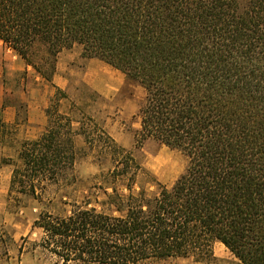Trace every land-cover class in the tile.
<instances>
[{"label":"trees","instance_id":"1","mask_svg":"<svg viewBox=\"0 0 264 264\" xmlns=\"http://www.w3.org/2000/svg\"><path fill=\"white\" fill-rule=\"evenodd\" d=\"M0 40L48 80L81 45L144 89L136 146L154 139L188 159L171 185L137 191L144 167L101 128L113 160L102 204L114 212L40 213L43 249L62 264H211L219 242L236 264H264V0H0ZM54 87L44 131L12 170L10 188L35 198L74 169L77 134L96 141Z\"/></svg>","mask_w":264,"mask_h":264},{"label":"rangeland","instance_id":"2","mask_svg":"<svg viewBox=\"0 0 264 264\" xmlns=\"http://www.w3.org/2000/svg\"><path fill=\"white\" fill-rule=\"evenodd\" d=\"M82 51L79 44L63 49L50 80L30 65L21 70L10 68V63L16 67L17 58H21L13 57L17 53L0 54V264H62L39 245L43 231L35 227L34 222L42 212L67 215L75 204L87 202L99 210L114 212L107 204H102L107 199L105 191H112L104 179L113 167V160L103 150L104 141L96 136L101 128L131 151L144 167L146 173L139 175L135 184L137 191L144 188L153 193L158 189L157 182L171 185L187 166L184 154L154 139L136 146L144 89L101 60L88 68L90 58L84 57ZM44 70L51 73L48 65ZM54 85L68 95L62 108L71 113L74 129L79 132L85 124L87 130H97L94 133L96 141L91 145L84 134H77L78 156L74 169L58 183L47 185L40 197L35 198L10 188L12 170L20 163L22 142L39 137L45 129L32 130L29 111L34 113L36 121L42 113L46 115L45 110L55 92ZM11 113L14 116L8 120ZM214 251L217 260L211 264H236V258L222 243L217 242ZM143 264L205 263L193 257H173Z\"/></svg>","mask_w":264,"mask_h":264},{"label":"crops","instance_id":"3","mask_svg":"<svg viewBox=\"0 0 264 264\" xmlns=\"http://www.w3.org/2000/svg\"><path fill=\"white\" fill-rule=\"evenodd\" d=\"M0 54H2V52H5V53H12V52H15L14 50H12L10 47H8L2 40H0ZM16 53V52H15ZM17 56L19 55H14L13 57L16 59ZM20 58V56H19ZM97 60H100V59H97V58H90L88 61H87V64H88V68L91 66V65H94L95 63H97L98 61ZM102 61V60H101ZM104 62V61H103ZM10 68H13V70H21V69H24L26 67V62L23 60V59H18L17 58V61H16V67L10 63ZM109 65V64H108ZM12 70V72H13ZM124 75V74H123ZM125 76V75H124ZM125 78H127L125 76ZM128 79V78H127ZM102 91V90H101ZM104 92V90L102 91ZM14 114L11 113L8 117V120H11L13 118ZM30 125L32 126V130L34 131L35 129L38 128V131H41L43 130V128L45 127L46 125V115L44 113H42L40 115V118L38 119V121H36L35 117H34V113H32V111L30 110L29 111V121ZM28 138H35L34 136L31 137L29 136Z\"/></svg>","mask_w":264,"mask_h":264}]
</instances>
